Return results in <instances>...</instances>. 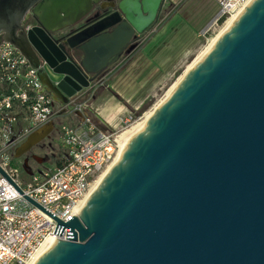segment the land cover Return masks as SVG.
I'll use <instances>...</instances> for the list:
<instances>
[{"label":"water","instance_id":"95a60500","mask_svg":"<svg viewBox=\"0 0 264 264\" xmlns=\"http://www.w3.org/2000/svg\"><path fill=\"white\" fill-rule=\"evenodd\" d=\"M100 1L0 0V34L64 105L88 74L136 48L162 2L120 0L115 13L79 25ZM57 221L54 233L68 229L67 238L34 264H264V0L159 106L80 213Z\"/></svg>","mask_w":264,"mask_h":264},{"label":"built area","instance_id":"2783aa9c","mask_svg":"<svg viewBox=\"0 0 264 264\" xmlns=\"http://www.w3.org/2000/svg\"><path fill=\"white\" fill-rule=\"evenodd\" d=\"M248 1L214 0L218 13L203 33L225 23ZM93 86L90 80L71 98L70 107L58 103L21 50L5 40L0 43V168L8 175L0 171V264H29L48 238H67L68 229L54 233L57 219L66 222L80 213L82 200L115 161L120 135L139 120L128 112L111 130L101 128L90 113ZM70 115L73 122L65 123ZM59 119L64 120L60 159L51 167L29 168L23 176L17 149L45 125L53 123L54 129Z\"/></svg>","mask_w":264,"mask_h":264},{"label":"rangeland","instance_id":"374dc122","mask_svg":"<svg viewBox=\"0 0 264 264\" xmlns=\"http://www.w3.org/2000/svg\"><path fill=\"white\" fill-rule=\"evenodd\" d=\"M188 2L166 0L161 17L153 26L154 31L149 30L135 49L123 51L100 73L91 74L90 80L94 84L92 101L98 97L95 105H105L104 97L113 96L124 113L132 112L140 119L165 97L169 87L226 23L214 25L204 34L211 24H206L207 21L218 13V6L214 0ZM132 80L134 84L129 89L124 83ZM111 117L113 115L106 116V119L112 123ZM70 118L71 115L65 123L71 124ZM63 121H56L52 134L31 149L30 154L42 157V161H36L38 164L32 162V169L43 165L40 163L44 161L46 167H51L60 159L64 152L60 142ZM103 127L112 129L107 121ZM22 175L27 176L23 169Z\"/></svg>","mask_w":264,"mask_h":264},{"label":"bare ground","instance_id":"6f19581e","mask_svg":"<svg viewBox=\"0 0 264 264\" xmlns=\"http://www.w3.org/2000/svg\"><path fill=\"white\" fill-rule=\"evenodd\" d=\"M253 0H249L237 13H235L232 17H230L224 26L212 37L209 41V43L205 46V48L202 50V52L188 65V67L185 69L183 74L169 87L167 90L165 97L145 116L140 118L137 122H135L132 126H130L128 129H126L119 137V143H120V150L118 152V155L115 159V161L105 170L103 171L97 180L95 181L91 192L89 195H87L84 200L80 203V207H84L86 204L89 196L97 189V187L100 185V183L103 181L107 173L110 171V169L117 163V161L121 158L122 154L124 153L127 146L130 144V142L135 138V136L145 127L148 120L152 117V115L155 113V111L159 108V106L173 93V91L180 85V83L185 79V77L188 75V73L206 56V54L214 47V45L219 41V39L231 28L233 23L236 21V19L240 16V14L248 7V5ZM55 242V238H48L41 246L37 254L35 255L34 259L29 264L36 263L40 257H42L53 245Z\"/></svg>","mask_w":264,"mask_h":264},{"label":"flooded vegetation","instance_id":"af4514ba","mask_svg":"<svg viewBox=\"0 0 264 264\" xmlns=\"http://www.w3.org/2000/svg\"><path fill=\"white\" fill-rule=\"evenodd\" d=\"M119 1L120 0H101L99 2V5L94 9V11L92 13L88 14L79 25H82V24H84L86 22H91V21L95 20L96 18H102V17L108 16V15H110L112 13H115L116 12V8H117L115 6V4H117ZM165 2H166V0H162L161 4L159 6V9H158L156 18H155L154 22L150 25V27L144 33H142V34H135L134 35V37L132 39L131 45L138 46L139 42L143 39V37L145 38V35H146V33L149 30L150 31H154L153 26H155V24L158 23L161 15H162L163 10H164V6H165ZM34 18L35 17L33 15V13H31L30 16L26 19L25 23L23 24L24 28H27L28 26H31V24L34 23V20H35ZM117 18H120V21L119 22H121L124 19V15L121 14V17L117 16ZM2 41H4L3 34H0V43ZM88 75H89V77H91V74H88ZM58 103H60V102H58ZM52 131L47 136H45L44 138L49 137L50 134H52ZM41 141H42V139L40 140V142ZM40 142H38V143H40ZM31 149L28 150L22 156H20L19 158L16 159V162H18L20 164V166H21V171L23 169L25 172H27L29 170V168H31L33 161H35L36 164H38L36 161H42L41 160L42 157H39V156H37L35 154H30ZM42 163H43V165L38 166L36 169H40L47 162L44 161V162H41L40 164H42Z\"/></svg>","mask_w":264,"mask_h":264},{"label":"crops","instance_id":"0c3cea01","mask_svg":"<svg viewBox=\"0 0 264 264\" xmlns=\"http://www.w3.org/2000/svg\"><path fill=\"white\" fill-rule=\"evenodd\" d=\"M188 4L192 2V0H188ZM190 7V6H189ZM198 8V6H197ZM214 17V16H213ZM211 17L206 24L210 23L213 19ZM125 85L127 84V88H129L131 85L134 84V80L128 81L124 83ZM131 88V87H130ZM129 88V89H130ZM98 97L95 99V102L97 101ZM104 100H106V104L104 105H95V102L92 101V111L90 112L93 116V120L101 127L104 129L103 125L104 122L107 121V123L112 127V125H115L119 118L124 115L125 111L121 108L119 104H116L113 100V96H106L104 97ZM113 115L111 117L113 119V122L111 123L106 119V116Z\"/></svg>","mask_w":264,"mask_h":264},{"label":"trees","instance_id":"16d2710c","mask_svg":"<svg viewBox=\"0 0 264 264\" xmlns=\"http://www.w3.org/2000/svg\"><path fill=\"white\" fill-rule=\"evenodd\" d=\"M223 21H224V18L221 19V22H223Z\"/></svg>","mask_w":264,"mask_h":264}]
</instances>
